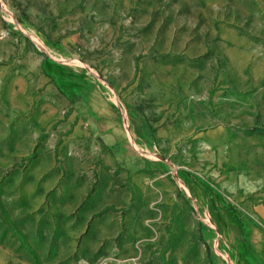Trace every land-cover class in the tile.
Wrapping results in <instances>:
<instances>
[{
    "label": "rangeland",
    "instance_id": "rangeland-1",
    "mask_svg": "<svg viewBox=\"0 0 264 264\" xmlns=\"http://www.w3.org/2000/svg\"><path fill=\"white\" fill-rule=\"evenodd\" d=\"M0 264H264V0H0Z\"/></svg>",
    "mask_w": 264,
    "mask_h": 264
}]
</instances>
